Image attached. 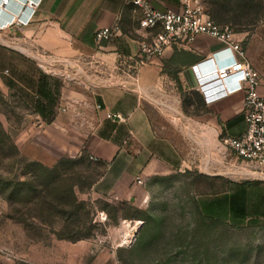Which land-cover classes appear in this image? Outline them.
<instances>
[{"label": "crops", "instance_id": "0c3cea01", "mask_svg": "<svg viewBox=\"0 0 264 264\" xmlns=\"http://www.w3.org/2000/svg\"><path fill=\"white\" fill-rule=\"evenodd\" d=\"M21 1L0 7L4 54L0 68L6 76L1 84L8 89L16 83L18 58L13 53L34 65L37 60L40 76L48 72L39 63L67 76L66 91L60 86V93H53L52 119L44 120L33 109L34 119L24 127L36 130L37 136L24 134L42 157L50 150L58 156L82 153L100 168L92 192L133 204L141 198L143 182L149 177H168L177 171L211 176L235 172V154L220 144V138L244 131L243 95L220 91V97L206 101L205 82L212 78L200 77L195 69L197 62L223 45L220 41L200 34L191 43L172 44L161 56L140 63L139 41L148 32L138 27V14L125 0H41L30 21L3 26L15 18ZM149 2L158 10L181 7L179 0ZM236 2L199 0L204 10L223 11L218 16L225 19L217 18L218 24L236 25L234 38L260 74L257 91L264 97V0L239 13H234ZM232 14H237L236 19H231ZM106 26L118 30L97 43L94 32ZM78 70L88 78L83 87L77 84ZM38 77L33 78V92L23 87L35 102L44 103L36 92ZM190 94L199 104L192 112L185 111L183 101Z\"/></svg>", "mask_w": 264, "mask_h": 264}, {"label": "rangeland", "instance_id": "374dc122", "mask_svg": "<svg viewBox=\"0 0 264 264\" xmlns=\"http://www.w3.org/2000/svg\"><path fill=\"white\" fill-rule=\"evenodd\" d=\"M13 54L18 70L8 89L1 84L6 76L0 68V264H264V185H249L244 219L207 209L235 183L263 182L264 175L235 156L230 175L177 171L149 177L136 205L96 195L91 186L98 166L82 153L58 156L50 150L42 157L24 134L37 136L36 130H24L35 106L24 87L33 92L40 68L37 60L34 65ZM39 64L52 91L59 92L57 85L65 92L67 76ZM86 81L78 70L77 84L83 87ZM211 81L205 83L217 87ZM183 101L185 111L199 108L194 94Z\"/></svg>", "mask_w": 264, "mask_h": 264}, {"label": "built area", "instance_id": "2783aa9c", "mask_svg": "<svg viewBox=\"0 0 264 264\" xmlns=\"http://www.w3.org/2000/svg\"><path fill=\"white\" fill-rule=\"evenodd\" d=\"M12 0H0L5 7ZM41 0H22L15 18L3 23L10 26L13 21L25 24L32 18L35 7ZM138 14L140 29L148 32L139 41L137 55L140 63L161 56L172 44H188L196 36L204 34L220 41L223 45L215 52L195 64L198 75L217 82L219 93L241 92L244 131L237 136L225 135L220 144L250 164L254 172L264 175V97L259 95L260 74L247 61L244 48L235 40V32L225 24L212 20L199 0H179V10H158L149 0H125ZM29 8L30 10H25ZM118 30L114 27H101L94 32V40L100 43L109 40ZM223 57H219V56ZM232 80L233 84H229ZM220 97V96H219ZM122 120L119 114H116ZM91 159L96 160L95 157ZM137 182L141 180L137 178Z\"/></svg>", "mask_w": 264, "mask_h": 264}, {"label": "trees", "instance_id": "16d2710c", "mask_svg": "<svg viewBox=\"0 0 264 264\" xmlns=\"http://www.w3.org/2000/svg\"><path fill=\"white\" fill-rule=\"evenodd\" d=\"M257 2L258 0H237V2L235 3L236 9L234 11V13H239L242 12V9L245 10V8L249 9H253L256 8L257 6ZM218 9H214V8H208L206 9V13L208 14V16L214 20L215 22L216 19L218 18L219 20H223L225 18H221L218 15H220L219 13H217ZM233 11V10H232ZM233 15V14H232ZM236 15H233L231 17V19H236L235 18ZM219 23V22H218ZM229 25L232 30L235 32L236 30V25L234 24H227ZM49 78L46 75L40 76L38 79V83H37V87H36V92L38 93V95H40L42 97V100H44V103L39 102L38 100L35 102V106H34V111L38 114H40V116L46 120L49 121L52 119L53 117V112L51 110L52 104L54 102V98H53V91L50 87V83H49ZM211 81V80H210ZM209 82V81H208ZM212 82V81H211ZM213 82H215L213 80ZM208 83H206L207 85ZM205 85V89L204 91V96H205V100L209 101L212 99H216L220 96L219 93V86H217V82L216 85L217 87H213L212 84L211 86L208 84L207 86ZM56 91L57 90V85L55 86ZM1 96V94H0ZM0 131L2 132L3 129L0 128ZM7 138L9 139V137L7 136ZM86 158V157H85ZM87 159V158H86ZM88 160V159H87ZM88 162L90 163V161L88 160ZM264 185V181L260 182V181H243L241 183H239L238 185L235 183L234 184V190L229 193L228 195H224L221 198H218L216 200H214L213 202H211L210 204L207 205V209L208 210H223L224 212L228 213V215L232 216L233 218H237V219H244V217H246V210H247V201H248V194H249V185Z\"/></svg>", "mask_w": 264, "mask_h": 264}, {"label": "bare ground", "instance_id": "6f19581e", "mask_svg": "<svg viewBox=\"0 0 264 264\" xmlns=\"http://www.w3.org/2000/svg\"><path fill=\"white\" fill-rule=\"evenodd\" d=\"M135 226H136V225H135ZM131 235H132V234L130 233V234H128L127 236L130 237Z\"/></svg>", "mask_w": 264, "mask_h": 264}]
</instances>
